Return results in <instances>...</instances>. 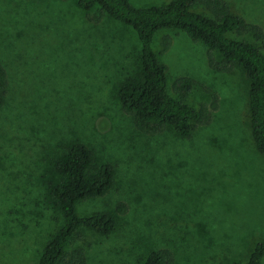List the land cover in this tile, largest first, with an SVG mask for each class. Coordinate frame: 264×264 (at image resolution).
<instances>
[{"label": "rangeland", "instance_id": "rangeland-1", "mask_svg": "<svg viewBox=\"0 0 264 264\" xmlns=\"http://www.w3.org/2000/svg\"><path fill=\"white\" fill-rule=\"evenodd\" d=\"M127 1L142 9L171 0ZM222 1L264 39V0ZM260 47L264 55V40ZM152 48L174 99L197 109L216 97L210 123L188 137L143 138L120 111L115 93L137 78L130 28L106 16L91 23L76 0H0V62L11 79L0 109V264H36L60 225L50 161L73 141L115 174L104 198L76 208L110 213L117 227L107 238L81 231L68 241L65 251L83 248L86 264H141L154 248H168L174 264H244L264 244V156L251 139L242 71L219 70L217 54L181 32H157ZM178 78L193 82L183 95L171 89Z\"/></svg>", "mask_w": 264, "mask_h": 264}, {"label": "trees", "instance_id": "trees-1", "mask_svg": "<svg viewBox=\"0 0 264 264\" xmlns=\"http://www.w3.org/2000/svg\"><path fill=\"white\" fill-rule=\"evenodd\" d=\"M76 7L91 23H99L106 16L136 35L139 43L137 78L129 77L122 82L115 98L139 136L153 139L170 131L175 136L188 137L197 127L207 126L217 108L215 96L210 103L193 109L169 94L166 67L157 59L152 43L157 32L171 30L199 42L207 52L216 53L220 67L213 65L214 68L227 72L236 66L242 71L248 85L251 139L257 152L264 156V55L260 52L264 39L259 28L246 24L222 0H171L160 7L142 9L133 8L127 0H76ZM247 34H253V39L260 41L259 46L249 43L247 37L244 40L242 35ZM164 41L163 50L166 49ZM192 85L191 80L178 78L171 89L183 95ZM10 88L7 68L0 62V109L6 105ZM50 165L58 180L49 191L61 222L41 247L36 264H86L83 248L65 251V247L81 231L99 238H107L115 232L116 223L110 213L81 215L76 210L79 204L102 199L110 192L115 183L113 167L96 165L93 151L78 141L69 142ZM131 190L128 187L126 193L129 195ZM115 212L123 216L127 209L118 202ZM164 249L167 251L156 248L148 251L141 264H174L172 252ZM263 255L264 244H256L244 264H260Z\"/></svg>", "mask_w": 264, "mask_h": 264}]
</instances>
